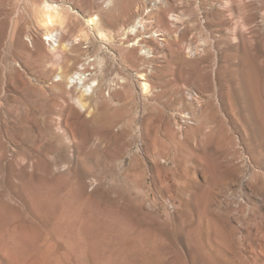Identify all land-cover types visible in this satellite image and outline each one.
I'll return each mask as SVG.
<instances>
[{"label":"rangeland","instance_id":"1","mask_svg":"<svg viewBox=\"0 0 264 264\" xmlns=\"http://www.w3.org/2000/svg\"><path fill=\"white\" fill-rule=\"evenodd\" d=\"M44 1L0 0V264H264V0H48L56 50Z\"/></svg>","mask_w":264,"mask_h":264},{"label":"bare ground","instance_id":"2","mask_svg":"<svg viewBox=\"0 0 264 264\" xmlns=\"http://www.w3.org/2000/svg\"><path fill=\"white\" fill-rule=\"evenodd\" d=\"M239 1H240V4H239L240 9L245 10L248 7V5L246 6L244 4V0H239ZM111 2L112 1H110V3ZM156 2L158 4L163 3L162 0H156ZM164 2H165V4H169V2L167 0H165ZM130 4L131 3H128V5L126 7L120 8L118 10V14L116 15L114 20L121 19V18H119V16L121 14H124L125 16L129 15V18L126 17L128 19L126 21L129 22L130 21L129 19H133V22L130 21L131 24L129 23L128 29L123 28L124 29L123 31L125 32L127 42L131 43L132 40L134 42L132 45H130V47H132L134 49H137V47H140V46L149 48V44L151 43V41L154 38H152V36L145 37V35L149 34L148 29L150 27L154 28L152 21H148V19L145 20V18L143 17V7L141 5L137 4V6H135L134 10L132 11L130 9ZM61 6L62 5H59L56 3L54 4V3H51L50 1L46 0V1H44L42 7H40L39 9L35 8L36 13L38 14L39 23L46 29L47 34L45 36L46 37L45 40H47L49 42H53V45L55 44L52 47L53 50H56L57 47H60L62 49H65V48L67 49V45L64 43L62 44V42L58 38L59 33L63 29L62 24L64 22L63 20L65 19L64 13L61 9ZM168 6H170V5H168ZM245 11H247V10H245ZM247 20H248V17H247ZM86 22H87V25L89 26L91 32L95 33L97 31V33L99 35L98 38H100L101 40H106V39L108 40L107 35L104 32L100 31V27H99L100 19H99V17H96V16L88 17V18H86ZM0 28L3 29V27H0ZM157 36H160V35H157ZM50 45L52 46V44H50ZM66 52H67V50H66ZM54 57L56 59H59L58 55H54ZM67 60H68V57H67ZM68 63H69V61H68ZM87 76L85 75V73L77 72V73H75L74 76H72L69 79L71 81V83L75 84V86L80 85V86H82L81 88H84L83 92H81L82 93L81 96L79 98H77V100H79V103L87 95L86 93L88 92V90H93V88L97 86L95 81H93L91 84L88 85ZM140 77L143 81L146 80L145 75L142 74V75H140ZM245 82L248 83L246 91H251L252 94H256V86H257L256 84L259 85V88L260 87L262 88V85L264 87V83L261 85V83L263 81L261 82V77L259 76V71L255 68V66L252 63L249 64V66L247 67V70L245 71ZM142 87L146 93L150 92L151 86L149 83L143 82ZM245 94L249 95V93H245ZM77 103H78V101H77ZM81 105H82V103H81ZM89 113H91V110Z\"/></svg>","mask_w":264,"mask_h":264}]
</instances>
